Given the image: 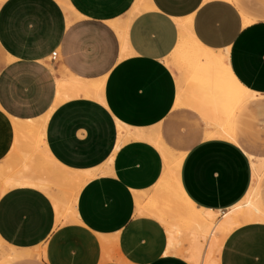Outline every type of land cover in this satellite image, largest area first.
Wrapping results in <instances>:
<instances>
[{
  "label": "crops",
  "instance_id": "obj_1",
  "mask_svg": "<svg viewBox=\"0 0 264 264\" xmlns=\"http://www.w3.org/2000/svg\"><path fill=\"white\" fill-rule=\"evenodd\" d=\"M135 2L0 0V166L29 147L15 139L16 131L38 133L13 119L47 115L37 144L43 140L67 168L95 171L67 221L56 220L41 188H5L0 240L15 249H43L40 257L7 264H190L157 217L167 208L151 205L164 167L160 150L142 138L116 147L117 122L158 130L169 148L185 152L180 184L200 208L229 210L251 187L252 165L242 147L206 136L212 128L195 109L175 106L172 61L181 32L188 31L214 52L227 48L235 79L264 95V17L243 23L230 0H145L133 12ZM122 38L127 54L119 57ZM102 78L96 99L92 85ZM241 141L250 151L258 146L248 135ZM219 263L264 264V222L235 227L223 240Z\"/></svg>",
  "mask_w": 264,
  "mask_h": 264
},
{
  "label": "bare ground",
  "instance_id": "obj_2",
  "mask_svg": "<svg viewBox=\"0 0 264 264\" xmlns=\"http://www.w3.org/2000/svg\"><path fill=\"white\" fill-rule=\"evenodd\" d=\"M230 1L241 9L243 23L264 17V0H247L251 10L245 8L244 0ZM145 6V0H136L133 12ZM224 50L214 52L198 42L192 33L182 31L172 64L178 71L175 106L185 105L195 109L212 128L205 132L206 136L235 142L251 161V187L231 209L214 212L196 206L186 197L180 184L179 172L185 152L169 148L158 130L130 129L117 122L116 147L128 139L142 138L160 150L164 167L159 188L154 194L156 199L151 205L167 208L157 217L165 225L169 236L182 246L179 253L190 264H220L219 253L223 240L235 227L251 221L264 222V154L250 151L241 141L244 135L259 133L260 122H264V95L247 89L235 79L227 65V48ZM126 54L127 48L122 38L119 57ZM102 86L103 78L93 83L92 97L100 98ZM46 120L47 115L38 120L13 119L17 125H34L38 133L15 132V139H26L29 147L22 158L0 166V194L14 183L35 185L50 197L56 220L67 221L73 219L79 189L88 178L95 175V171L67 168L51 156L43 140L37 144L44 135ZM42 253L40 246L15 249L5 246L0 240V264L35 255L40 257Z\"/></svg>",
  "mask_w": 264,
  "mask_h": 264
},
{
  "label": "rangeland",
  "instance_id": "obj_3",
  "mask_svg": "<svg viewBox=\"0 0 264 264\" xmlns=\"http://www.w3.org/2000/svg\"><path fill=\"white\" fill-rule=\"evenodd\" d=\"M262 119H264V117H262ZM260 125H264V122H260ZM247 135L250 137L253 144H258L257 148H251V150L264 153V130H260L259 133L252 132Z\"/></svg>",
  "mask_w": 264,
  "mask_h": 264
}]
</instances>
